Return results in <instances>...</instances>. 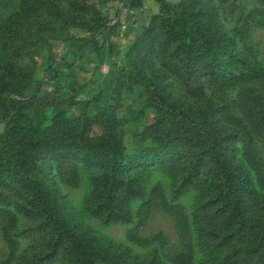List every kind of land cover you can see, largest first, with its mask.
Wrapping results in <instances>:
<instances>
[{
	"label": "rangeland",
	"instance_id": "rangeland-1",
	"mask_svg": "<svg viewBox=\"0 0 264 264\" xmlns=\"http://www.w3.org/2000/svg\"><path fill=\"white\" fill-rule=\"evenodd\" d=\"M164 1L174 4L171 10L182 2L190 24L209 34L217 48L221 40H231L236 61L182 80L165 67L156 27L133 47L150 16L159 12L157 0L134 8L126 7L127 0H80L82 8L76 0H43L71 21L52 23L61 36L39 29L43 37L30 48L37 46L26 67L31 78L23 94L28 98L19 96L26 99L16 110L5 106L16 95L12 75L0 69V79L8 82L0 88V149L7 131L26 170L31 156L22 147L25 142L32 137L46 146L51 155L44 172L32 174L47 192L56 191L60 203L52 209L69 226L46 224L21 194L23 168L13 173L0 162V264H264V0ZM30 15L22 0H0L2 29L23 30ZM105 18L107 25L97 29ZM173 111L205 129L202 115L210 112L215 130L208 134L216 139L236 132L227 156L245 177L241 225L208 200L206 167L185 179L187 158L144 160L112 171L58 151L76 139L77 129L72 137L57 132L65 119L74 122L87 114L86 133L101 134L118 124L125 152L148 156L158 145L149 126L160 115L179 122L170 116ZM258 242L263 247L254 251Z\"/></svg>",
	"mask_w": 264,
	"mask_h": 264
},
{
	"label": "trees",
	"instance_id": "trees-1",
	"mask_svg": "<svg viewBox=\"0 0 264 264\" xmlns=\"http://www.w3.org/2000/svg\"><path fill=\"white\" fill-rule=\"evenodd\" d=\"M76 0L77 7L83 6ZM159 3V12L150 16L149 25L143 27L138 37L135 38L133 47L137 46L138 42L150 33L153 28L158 29L159 35H162L160 41V49L165 54V67L167 70L179 77L182 80H188L193 74L211 72L222 62L228 64L236 61L235 47L231 40L224 39L221 45L222 48H217L215 40L209 37V34L203 35L196 31V27L190 24L191 18L184 12L182 2L178 4L177 9H170L174 4L167 3L164 0H157ZM141 4V0H130V6ZM174 8V7H171ZM22 9L32 13L25 29L18 28L2 29L0 27V69L3 72L12 75V89L16 95H11L7 98L8 112L13 109H18L17 102L20 99H26L23 94L25 86L30 81V70L26 67L32 60L35 54L36 47L30 49L36 39L42 38L43 35L39 32L40 28L51 29L56 31L55 35H63L60 28L55 29L53 22L63 20L64 23H69L71 20L65 11L55 6L43 2V0H22ZM165 12V14H163ZM108 21L104 19V23L96 24V28L105 27ZM29 25L35 30L28 29ZM16 26V25H15ZM2 29V30H1ZM55 29V30H54ZM9 30V34L7 32ZM155 33V32H154ZM173 45L172 50L169 49ZM132 46V45H131ZM1 52H4L3 54ZM207 56V60H202ZM29 57V60L24 63H17V59ZM238 59V58H237ZM23 60V59H22ZM14 61V62H13ZM12 66V67H11ZM7 81L0 79V88L7 87ZM34 91L31 92V94ZM28 98V95H26ZM171 117L178 119L179 122H171V118L160 115L155 122L149 126V132L154 133V137L158 139L157 146L151 147L148 156L140 152L127 151L126 146L122 144L121 135L124 133L123 128L117 124H110L101 134L89 135L85 132L87 125L91 122V118L87 114L82 117L66 118L62 128L57 131L65 134L67 137L74 136V129H77L76 139L71 140L64 145L60 150L72 152L78 155L86 162L97 164L103 168L112 171L123 170V168L140 162L153 163L163 162L174 157L187 158V167L189 162L188 172L185 174V179H191L198 175L200 168L206 167V171L210 178L206 179V188L208 189V200L214 203H219V209L224 212L234 222L239 225L243 223L244 207L242 202V189L245 187V177L242 174L238 164L233 163L227 156V150L230 148L228 141L236 138V132L227 131L219 135L216 139L214 135L208 134L215 130L210 123V112L206 111L202 117L205 118L207 129L196 122L193 118L183 113L182 111H173L169 113ZM167 119V120H166ZM264 120V115H262ZM184 125H187L186 127ZM188 131L184 134L185 131ZM24 138V134L21 135ZM186 138V143L182 139ZM25 142L23 149L30 152V166L24 170L18 152L12 142L9 132H5L1 136L0 162L5 164L4 169H9L13 173L15 171L25 172V177H22L23 187L21 194L25 197L36 209V213L42 216L46 224L57 223L61 229L68 227V221L65 217L61 223V216H57L52 209L54 204H59V196L51 187V191H46L42 186L40 179L32 174L34 169L37 172H44L46 158L51 155L45 145L39 144L37 139L32 137ZM49 149V148H48ZM38 152V153H37ZM49 153V154H48ZM31 171V174H29ZM16 173V172H15ZM29 181V184H28ZM231 222V221H230ZM233 223V222H232ZM64 227V228H62ZM238 227V226H237ZM263 247L262 242L254 243V251H260ZM108 253V251L106 252ZM150 264H155L151 262Z\"/></svg>",
	"mask_w": 264,
	"mask_h": 264
},
{
	"label": "crops",
	"instance_id": "crops-1",
	"mask_svg": "<svg viewBox=\"0 0 264 264\" xmlns=\"http://www.w3.org/2000/svg\"><path fill=\"white\" fill-rule=\"evenodd\" d=\"M114 1V0H113ZM124 2H123V4H125V0H123ZM146 1L147 0H141V4L140 5H137V6H130L129 5V3H130V0H127V4H126V7L127 8H134V7H140V6H142V7H145V4H146ZM149 1H151V0H149ZM153 1H156V0H153ZM158 2V1H157ZM113 3V2H112ZM159 4V3H158ZM158 4L156 3V10H153V12H156L157 11V9H158ZM153 5H155V4H153ZM122 7V6H121ZM117 27V26H116ZM116 27H115V29H116ZM114 29V30H115Z\"/></svg>",
	"mask_w": 264,
	"mask_h": 264
}]
</instances>
